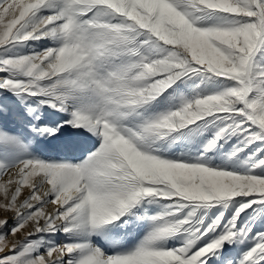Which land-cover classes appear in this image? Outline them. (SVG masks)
Returning a JSON list of instances; mask_svg holds the SVG:
<instances>
[{"label": "snow or ice", "instance_id": "obj_1", "mask_svg": "<svg viewBox=\"0 0 264 264\" xmlns=\"http://www.w3.org/2000/svg\"><path fill=\"white\" fill-rule=\"evenodd\" d=\"M9 115L0 264H264V0H0Z\"/></svg>", "mask_w": 264, "mask_h": 264}, {"label": "rangeland", "instance_id": "obj_2", "mask_svg": "<svg viewBox=\"0 0 264 264\" xmlns=\"http://www.w3.org/2000/svg\"><path fill=\"white\" fill-rule=\"evenodd\" d=\"M50 42L49 41H40L36 42L34 45H30L28 49H24L25 52L31 51L33 47L36 48V50H39L43 47L49 46ZM6 125L8 128H18L20 127L19 122L16 121L11 115L9 116H4L0 117V126ZM94 142V138L85 136L81 140V146L79 150L73 152V153H66L60 151L56 147V142H49V143H41L38 145V149L42 155L48 158L52 159H79L82 157L83 154H86L87 149H89ZM8 177L5 176L2 179H7ZM49 210H51L52 206H48ZM5 216L8 217L10 223L12 221L13 214L12 213H4L2 210H0V218H4ZM145 230L144 225H139L137 227H134L131 230V240H135L137 237L142 235L143 231ZM257 230H264V222H258L257 223ZM19 237H14V236H7V241L11 244L15 242ZM58 241L63 242L65 240V237L62 235L59 236ZM239 249L230 251L229 255L232 257H236L238 255Z\"/></svg>", "mask_w": 264, "mask_h": 264}, {"label": "bare ground", "instance_id": "obj_3", "mask_svg": "<svg viewBox=\"0 0 264 264\" xmlns=\"http://www.w3.org/2000/svg\"><path fill=\"white\" fill-rule=\"evenodd\" d=\"M50 206V205H49Z\"/></svg>", "mask_w": 264, "mask_h": 264}]
</instances>
